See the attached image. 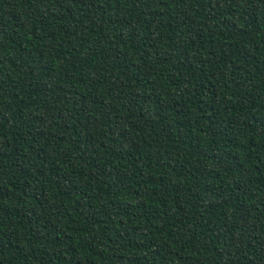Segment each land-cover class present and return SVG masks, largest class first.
<instances>
[{
	"label": "trees",
	"instance_id": "16d2710c",
	"mask_svg": "<svg viewBox=\"0 0 264 264\" xmlns=\"http://www.w3.org/2000/svg\"><path fill=\"white\" fill-rule=\"evenodd\" d=\"M0 264H264V0H0Z\"/></svg>",
	"mask_w": 264,
	"mask_h": 264
}]
</instances>
